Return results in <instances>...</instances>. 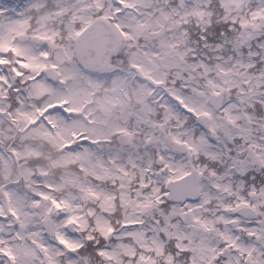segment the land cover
I'll list each match as a JSON object with an SVG mask.
<instances>
[{
  "label": "snow or ice",
  "instance_id": "1",
  "mask_svg": "<svg viewBox=\"0 0 264 264\" xmlns=\"http://www.w3.org/2000/svg\"><path fill=\"white\" fill-rule=\"evenodd\" d=\"M0 264H264V0H0Z\"/></svg>",
  "mask_w": 264,
  "mask_h": 264
}]
</instances>
